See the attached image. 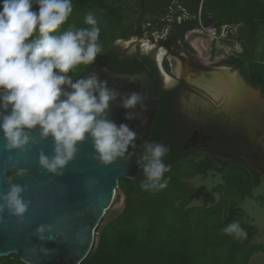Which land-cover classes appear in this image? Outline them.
I'll list each match as a JSON object with an SVG mask.
<instances>
[{"label":"clouds","instance_id":"9594fccd","mask_svg":"<svg viewBox=\"0 0 264 264\" xmlns=\"http://www.w3.org/2000/svg\"><path fill=\"white\" fill-rule=\"evenodd\" d=\"M33 5H38V10H33ZM72 12V0H0V131L4 149L25 153L51 138V155L40 149L37 162L54 175L63 174L85 140L91 141L93 159L102 165L118 158L130 160L134 153L129 149L135 147L138 133L128 124L117 125L110 119V106L119 100L118 106L127 110L126 120L138 117L133 111L138 105L141 111L147 110L141 92L121 94L95 71L86 76L71 74L78 66H91L103 53L101 29L92 12L84 18L87 27L70 26L57 34ZM241 52L242 48L234 51L236 55ZM169 150L163 143L145 142L143 162H138L144 177L142 190L167 186L164 174L170 165L164 163V157ZM7 162L18 164L19 160L9 155ZM26 190V185L10 182L8 190L0 193V223L6 222L5 210L24 222L30 204L23 195ZM223 232L237 238L247 236L235 221ZM35 236L41 242L57 238L49 224L38 225ZM27 251L47 256L55 249L41 243L30 245Z\"/></svg>","mask_w":264,"mask_h":264},{"label":"trees","instance_id":"16d2710c","mask_svg":"<svg viewBox=\"0 0 264 264\" xmlns=\"http://www.w3.org/2000/svg\"><path fill=\"white\" fill-rule=\"evenodd\" d=\"M145 1H148L147 3ZM160 0H141L138 11V23H163L158 18L168 10L166 2ZM187 4L194 18L185 19L181 22L174 21L178 32L176 39L183 40L184 34L198 27L197 9L202 12L203 21H206L207 13L218 24L244 21L245 28H239L236 38L244 37L247 43L242 48L241 55L245 57L250 74L249 82L255 83L264 90V67L260 62L252 58V50L248 47L253 32L257 29V21L264 22V0H180ZM179 1V2H180ZM73 12L67 22L61 25L58 32H63L70 26L87 27L84 24L83 9L98 5L107 9V26L101 29L100 41L103 45V53L98 55L96 61L112 70L120 72H136L147 70L154 81H157V69L148 63V58L134 54L122 60L116 50L114 41L127 39V28L121 27L120 36L117 29L126 22L121 13V7H112L106 0H72ZM155 3V4H154ZM147 4L151 5L146 10ZM156 11H153V7ZM38 5H33V10H38ZM123 7V6H122ZM163 13V14H162ZM145 14L147 18H144ZM152 17V18H151ZM159 21V23H158ZM141 35L142 30H134V34ZM126 37V38H124ZM173 38V42L175 41ZM243 40V39H242ZM251 59V60H250ZM95 61V62H96ZM229 62H236L242 66L244 62L238 58L231 57ZM89 66H78L71 73L74 77L83 72ZM254 86V84H252ZM264 93V92H263ZM159 97L169 96L164 90H158ZM160 105V107H159ZM161 109V103L157 105ZM157 130H151V138L160 140ZM164 163L170 165V172L178 170L175 194L170 192L153 193L140 188L144 179L142 169L139 174L132 178L119 179L118 188H122L126 194V205L123 212L112 222L106 225L98 239L95 248H91L89 254L80 264H245L254 250L263 248L262 244H247L246 238L225 234L223 229L239 218L240 208L232 199L234 196L250 197L252 188L262 183V174L252 167L237 162L226 161L217 166L211 160L174 161L167 155ZM207 170H213L222 174V183L215 187L220 194L219 200L211 206H191L184 208L183 204L174 205L175 201L182 199L188 203L192 192V186L185 180L194 175L202 176ZM166 172L165 174H167ZM12 175L15 172H10ZM164 174V175H165ZM144 213L146 223L137 220ZM152 216V218H151ZM151 221H153L151 223ZM157 222L158 226H155ZM239 225L247 233L246 237L254 234L252 225L239 222ZM144 230V231H143ZM213 230L216 232L213 233ZM164 243V247H162ZM162 249V250H161ZM0 264H25L15 254L0 257Z\"/></svg>","mask_w":264,"mask_h":264},{"label":"water","instance_id":"95a60500","mask_svg":"<svg viewBox=\"0 0 264 264\" xmlns=\"http://www.w3.org/2000/svg\"><path fill=\"white\" fill-rule=\"evenodd\" d=\"M92 71L99 73L101 79L108 81L110 88L121 94L137 91L146 96L147 110L141 111L138 105L133 110L139 113L134 120L125 119L127 110L118 106L119 100L110 106V119L117 125L128 124L138 133L135 147L129 149L134 155L128 161L118 158L105 166L93 159L91 141L85 140L78 145L75 159L66 166L63 174L54 175L39 167L37 162L40 149L51 155V138L32 146L28 152L13 150L9 153L4 149L5 141L0 131V193L8 190L10 182L26 185L27 190L23 195L30 201L23 223L5 210L3 215L6 222L0 223V257L15 254L25 264H80L98 241L102 229L124 210V203L112 205L113 198L119 179H132L139 174V163L143 162L140 144L149 135L157 111V86L147 70L120 72L99 61L76 77L86 76ZM261 100L264 104V100ZM9 155L19 163L7 162ZM9 172L16 174L8 177ZM93 177L99 182L93 183L90 179ZM40 224L51 225L57 238L39 241L35 229ZM41 243L55 251L47 256L32 255L27 251L30 245L39 246Z\"/></svg>","mask_w":264,"mask_h":264},{"label":"rangeland","instance_id":"374dc122","mask_svg":"<svg viewBox=\"0 0 264 264\" xmlns=\"http://www.w3.org/2000/svg\"><path fill=\"white\" fill-rule=\"evenodd\" d=\"M160 1L163 3L165 2V0H160ZM106 2L108 5L112 7L120 6L121 13L126 19L125 24L120 25L117 29V32L119 34L120 31H122L121 27L124 26V28H127L128 30L126 37L129 40L126 43H124L123 41L120 42L118 39L114 41V44L117 47V49L127 53H134V51L135 52L138 51L140 46L138 45L136 46V44H138L139 42L134 36L136 35L134 34V30H136L139 26H142L143 30L145 31L142 33L143 35L142 40L147 44L144 43L145 48L140 50L143 53V56L141 55L139 56L148 58L152 56L151 54L155 49V53L158 60L159 51H163L161 60L160 61L158 60L157 66L159 68L157 70H160V72L163 73L160 64L162 63V66L166 72L172 73V75H174L175 77L177 78L180 77L181 79L185 80L188 83L189 88H191L193 92L195 91L196 93H199L198 95L201 97L205 96L207 98H211L212 101L210 100L209 101L210 103L213 104V106H217L221 104L222 102H224V100L225 102L227 101L228 95L225 92L224 94H221V92H223L225 88L221 89V87L219 86V88L216 90L218 91V95L215 96L214 93L206 89V87L201 83V80L205 79L202 77L212 74L213 72L222 71L223 69L225 70L227 69V72L229 74L232 73L228 68H226L225 64L221 63V61L223 60L224 56L228 57L229 51L230 52L232 51V53H234L235 50L241 51V48H243L244 44L247 43V40L244 37H242L241 39L236 38L239 28L247 27L246 26L247 24L244 21L225 23L221 25L217 24L219 28L222 27L223 25L225 26L224 33L222 34V36H220L219 35L220 31L218 32L217 30L216 35L212 36L213 32H211L210 30L211 28H208L207 29L208 31L206 30V27L208 26L207 24L213 22L212 15L207 13L206 14L207 19L204 22L202 12L200 11V8H198L197 19L198 21L202 22V26L195 27L189 30L188 32H186L185 34L188 38L185 37V35L183 37V40L176 39L175 37V41L173 42L172 38L174 36V32L178 30V27L176 29L174 21L172 20L176 19V22H180L186 19V16H189L191 14L187 4L183 2H177L176 0H169V5L166 6V9L168 11L163 16L161 17L159 16L158 18L161 22H165L168 25L166 26V24L163 23L160 24L159 21H158L159 25L153 22H150L149 24L143 22V25H140V23H138L137 17H138V11L141 9L139 7L141 0H106ZM145 2L147 3L148 1ZM177 4H180V6ZM152 7L154 8V6ZM145 8L146 10L147 9L150 10L151 5L147 4ZM157 10L159 11L160 9ZM158 11H156L154 8L152 13ZM178 11L182 13L181 17L177 16ZM82 12L84 16H86L89 12H92L98 21V25H100L103 28L107 26V21H108V16L106 15L107 9L101 8L100 6L93 4L91 6L84 8ZM144 18H147L146 14ZM256 28L257 29L253 32L252 37L250 38L248 47L252 50V56H253L252 59L255 62H260L264 67V22H261L259 24L257 21ZM145 29H148L149 31ZM152 31L153 33H151ZM117 37H121L120 34ZM150 38L154 40L155 44L162 43L161 41L167 42L166 43L168 45L167 48L170 50L166 51L164 47L157 48V47L149 46L147 39ZM234 45L236 46L234 47ZM234 56L235 57L238 56V58L240 57L241 59H243L245 64H247V62L249 61L246 60L245 57H242L241 54H237V55L232 54L229 57L231 58ZM147 61L152 66L153 65L155 66L154 62H152L151 59L149 60L148 58ZM242 66H237V67L240 70V68L242 69ZM207 81L208 80H206L205 82ZM228 84L231 87L232 83H228ZM252 84L255 85V83ZM252 84L250 83L251 85L250 88L252 87L251 93L253 94V98L251 97L249 98H251V100L255 99L256 102L257 100H259L261 104L260 105L256 104L253 107L249 106L251 103L247 104L249 110V119L252 118L256 120V118L259 117L258 119L262 120L260 121L262 131L257 134L258 138H256V140L257 141L261 140L262 143H264V110L258 112V110L256 109V108L264 109V104L256 94L257 88L255 89V87ZM250 132H251L250 134L252 135L253 132L251 131V129ZM178 175H179L178 170L172 171V174L168 172L167 174L164 175V178L167 180V186L163 189L150 190V191H152L153 193L170 192L174 194L175 196L174 198H178L177 196L179 194L176 195L174 192V188L176 187V182L178 181L177 179ZM12 176L13 175L9 172L8 177H12ZM221 177H222L221 173L213 170H207L203 176L201 174H194L188 177L185 181L189 182V184H191L193 188L190 195V199L188 203H185L182 199H178L175 201L174 205L179 206V204L184 203L183 204L184 208H188L191 206H201V205L208 207L214 205L219 200L220 197L218 191H215V187L223 182L221 180ZM262 178L264 179V174ZM232 199L234 200L235 204H237V206L240 208V213H241L240 217L235 219L234 221L238 223L243 222L245 224L252 225V228L254 229V234L252 236L246 237L245 239L246 243L251 245L262 244L263 246V248L260 250L258 249L254 250V252H252V254L250 255L249 259L245 262V264H264V180H262V183L260 185L252 188V194L250 197L234 196ZM122 203H124V206L126 205V194L124 193L122 188H117L115 196L113 198L112 205L114 204L122 205ZM137 220L145 224L147 219L143 213L137 217ZM152 222L153 221H151V223ZM157 226L158 224L156 222L154 227ZM214 232L216 231L213 230V233ZM97 244L98 241L95 243V245H93V248H95ZM161 245L162 247H164L163 246L164 243H162Z\"/></svg>","mask_w":264,"mask_h":264},{"label":"flooded vegetation","instance_id":"af4514ba","mask_svg":"<svg viewBox=\"0 0 264 264\" xmlns=\"http://www.w3.org/2000/svg\"><path fill=\"white\" fill-rule=\"evenodd\" d=\"M176 1L179 2L180 0ZM166 5H169V1L166 2ZM177 5L180 6V4ZM181 15L182 13L178 11L177 16L181 17ZM194 17L195 15L190 14L186 16V19ZM173 20L176 21V19ZM166 26L168 25L166 24ZM136 30H142V33L145 32L142 26H139ZM177 32L178 30L174 32L173 38L176 36ZM151 33H153V31ZM134 36L140 43L136 44V46H140L138 51H134V53L122 52L115 46L116 50L119 52L118 57L120 60L134 54L143 56L140 50L145 48V44L147 43L143 42L142 34L138 35L136 33ZM147 40L149 46L157 48L164 47L166 51L170 50L167 48V42L161 41L162 43L155 44L153 39L150 38ZM151 55L152 56L148 58L154 62L156 69H158L155 49ZM229 56H224L221 63L225 64L226 68L232 72L231 74L227 72V69H223L222 71L213 72L214 74L212 73L202 77L205 79H212L213 77L218 78L219 82L217 84L221 81H225V85L222 87V89H225L221 94L225 92L228 95L227 101L225 102L224 100V102L217 106H213V104L210 103V101H212L211 98L205 96L201 97L198 95L199 93L193 92L185 80L180 77H175L172 73L166 72L162 63H160L163 73L157 70V81L154 82L157 86V91L164 90L169 93V96L163 95V98L159 97L158 103H161V109L157 107L149 135L143 139L140 144V152L142 154L145 142L157 143L160 141L151 138V130L154 129L159 133L162 139L161 143L165 144L170 149L167 156L171 158L174 163L182 160H194L195 162L211 160V162L219 166L226 161H232L252 167L263 176L264 161L262 159L264 157V143H262L261 140H256V138H258L257 134L262 131L260 123L262 120L258 119L259 117L256 118V120L252 118V120L249 119V110L247 107L248 103H251L249 105L250 107L256 104L260 105L261 103L259 100L256 102V100L253 101L249 98L252 94V87L250 88L248 64H245L243 59L236 56V58L244 62L242 69L240 68L239 70L237 67L239 66L238 63L228 61L230 59ZM166 75L172 79L171 82L167 81ZM228 83H232L231 87L228 86ZM254 87L255 89L257 88L256 94L259 99L264 100V90L257 85H254ZM217 95L218 91H216L215 96ZM245 98L247 99L245 100ZM256 109L258 112L264 110L259 108ZM250 129L253 132L252 135L250 134ZM250 163H252V166H250Z\"/></svg>","mask_w":264,"mask_h":264},{"label":"bare ground","instance_id":"6f19581e","mask_svg":"<svg viewBox=\"0 0 264 264\" xmlns=\"http://www.w3.org/2000/svg\"><path fill=\"white\" fill-rule=\"evenodd\" d=\"M162 54H163V51H159V54H158V60L160 61L161 60V57H162ZM166 79L167 81L171 82L172 79L169 77V76H166ZM206 80H208L207 82H205ZM204 81H201V83L206 87V89L212 93H214L216 95V89L219 88V86L221 87H224L225 85V81H221L219 84H217L219 82L218 78H212V79H206ZM200 84V83H199ZM229 86V85H228ZM251 98H253V94H251ZM250 98V99H251ZM247 98H245L246 100ZM255 99H253L254 101ZM263 152V151H262ZM252 154V153H251ZM255 160V159H254ZM252 161V160H251Z\"/></svg>","mask_w":264,"mask_h":264},{"label":"built area","instance_id":"2783aa9c","mask_svg":"<svg viewBox=\"0 0 264 264\" xmlns=\"http://www.w3.org/2000/svg\"><path fill=\"white\" fill-rule=\"evenodd\" d=\"M199 26L201 27L202 26V22H200L199 21ZM208 28H211L210 30H211V32H213L212 33V36H215L216 35V33H217V30H220V36H222V34L224 33V28H225V26L223 25L222 27H220V29H217L218 28V26H217V24L213 21L212 23H209L208 24V26L206 27V30L208 29ZM208 31V30H207ZM227 32V31H226ZM185 37H187L186 36V34H185ZM188 38V37H187ZM212 39V38H211Z\"/></svg>","mask_w":264,"mask_h":264}]
</instances>
